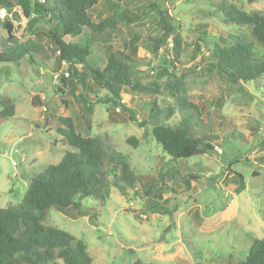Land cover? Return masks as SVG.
<instances>
[{"label": "rangeland", "instance_id": "1", "mask_svg": "<svg viewBox=\"0 0 264 264\" xmlns=\"http://www.w3.org/2000/svg\"><path fill=\"white\" fill-rule=\"evenodd\" d=\"M155 2L167 10L185 42L182 65L189 72L179 70L178 74L186 75L190 100L200 108L202 120L214 124L220 139L227 138L230 144L218 145L210 156L174 160L153 139L151 125L131 122L129 113L107 100L106 91L94 89L96 99L107 104L95 106L90 136L101 137L110 156L126 160L136 181L132 187L124 184L121 191L115 186L119 173H109L104 204L85 199L84 215L53 209L44 224L85 242L93 264L236 263L246 258L254 239L264 238V164L259 162L264 154V77L243 85L228 81L209 65L207 52L197 49L196 33L200 24L210 32L208 40L225 29L237 32L239 26L226 20L221 6L264 12V0H100L90 11L92 19H114L117 25L103 41L92 45L89 64L104 69L109 47L122 49L138 37L134 77L147 87L156 83L161 89L167 78L158 80L157 65L163 59L153 53L150 40L162 34L160 15L151 9ZM15 11L20 18L6 13L0 20H11L17 42L28 44L34 35L21 10ZM52 26L44 19L37 29ZM90 37L84 28L80 36H66L65 41L84 45ZM42 43L48 50L35 55L34 63L26 57L19 64H0V95L16 102L14 117L0 115V209L20 204L32 178L57 165L70 150L57 133L59 116L70 117L79 132L87 134L81 120V88L77 93H55L58 75L65 73L67 64L60 65L53 47L46 40ZM7 46L13 45L0 25V51ZM76 70L80 72L81 66ZM88 81L93 84L91 78ZM153 93L163 111L173 104L168 95ZM131 95L124 91L121 102L141 122L145 115L140 107L146 103L144 109H149L147 101L153 96L142 97L141 103ZM180 116L176 114L170 125L178 124ZM232 172L244 176L246 189L240 194L230 187L238 178ZM189 178L190 187L184 191Z\"/></svg>", "mask_w": 264, "mask_h": 264}, {"label": "trees", "instance_id": "2", "mask_svg": "<svg viewBox=\"0 0 264 264\" xmlns=\"http://www.w3.org/2000/svg\"><path fill=\"white\" fill-rule=\"evenodd\" d=\"M119 2L124 0H118ZM100 0H0V9H4L13 18H20L15 11L20 9L27 20L34 40L28 44H19L15 36V27L11 20H0V25L7 33V46L0 51V64H19L24 58L34 63L35 55L45 54L42 41L46 40L53 47L60 63L67 64L65 73L58 75L55 85L56 94L81 91L78 97L82 102L81 120L87 131L79 132L77 124L70 117H58L57 133L66 143L67 150L57 165H51L45 171L32 178L20 204L0 209V264H93L88 249L82 240L54 226L44 224L51 210H73L84 215L83 201L92 199L104 204L108 189L107 174L119 173L115 180L116 187L123 191L124 184L132 187L136 181L130 164L122 157L108 154L106 144L101 137H91V119L95 106L105 104L103 99H96L94 89L106 91L107 100L115 108L129 113V120L140 127L151 125V134L161 150L174 160L190 159L196 156L213 155L220 144H230L215 132V125L205 123L201 118L200 108L192 102L186 87V75L178 74L184 68L183 54L185 42L167 10L155 2L151 9L158 11V23L161 36L151 38L153 53L161 55L162 64H158V80L167 78L160 89L156 83L149 87L134 77L135 57L138 54L139 38H133L123 44L122 49L109 47L106 50V66L99 69L89 64L92 45L100 43L116 27L114 19L94 21L90 11ZM157 3V4H156ZM226 20L239 26L237 32L225 29L216 39L208 40L210 32L205 24H200L197 35V49L207 52L209 65L222 77L233 84L243 85L264 77V12L246 13L235 6L222 5ZM48 19L53 26L48 30H38L41 20ZM87 28L90 39L85 44H72L65 41L66 36H80ZM81 66L82 70H76ZM69 70V72H68ZM91 78V85L88 79ZM126 91L131 99L153 96L148 100L149 109L141 106L145 119L137 120V113L121 102ZM162 91V93L160 92ZM168 95L173 104L166 110L160 107L158 96L153 93ZM77 93V92H76ZM94 95V96H93ZM134 95V96H133ZM133 96V97H132ZM62 104L67 102L63 99ZM36 103V98L32 101ZM107 104V103H106ZM0 115L3 119L12 118L16 112V102L0 95ZM220 110V109H219ZM176 114L181 115L176 125H170ZM217 117L219 112H215ZM220 127L222 123L218 124ZM264 164V154L260 160ZM162 175V174H161ZM255 175H258L256 173ZM235 194L246 189L244 176L232 172ZM230 176V177H232ZM191 178H197L190 175ZM190 178L185 189L190 187ZM187 187V188H186ZM187 191V190H186ZM168 210L163 211L167 213ZM133 264H145L141 260ZM231 264H264V238L254 239L251 248L242 261Z\"/></svg>", "mask_w": 264, "mask_h": 264}, {"label": "built area", "instance_id": "3", "mask_svg": "<svg viewBox=\"0 0 264 264\" xmlns=\"http://www.w3.org/2000/svg\"><path fill=\"white\" fill-rule=\"evenodd\" d=\"M42 2H44V0H41ZM6 11L4 9H0V17L4 18L6 16Z\"/></svg>", "mask_w": 264, "mask_h": 264}, {"label": "crops", "instance_id": "4", "mask_svg": "<svg viewBox=\"0 0 264 264\" xmlns=\"http://www.w3.org/2000/svg\"><path fill=\"white\" fill-rule=\"evenodd\" d=\"M172 252V251H171Z\"/></svg>", "mask_w": 264, "mask_h": 264}]
</instances>
